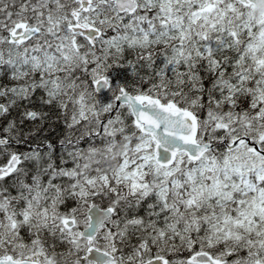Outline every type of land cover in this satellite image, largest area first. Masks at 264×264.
I'll return each instance as SVG.
<instances>
[{"label":"snow or ice","instance_id":"snow-or-ice-1","mask_svg":"<svg viewBox=\"0 0 264 264\" xmlns=\"http://www.w3.org/2000/svg\"><path fill=\"white\" fill-rule=\"evenodd\" d=\"M0 264H264V0H0Z\"/></svg>","mask_w":264,"mask_h":264}]
</instances>
